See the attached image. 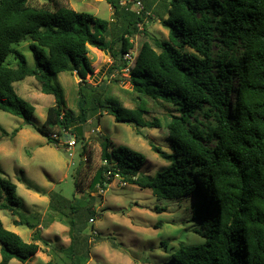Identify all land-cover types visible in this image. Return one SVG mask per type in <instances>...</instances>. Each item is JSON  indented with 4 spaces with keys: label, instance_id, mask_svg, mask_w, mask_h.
Returning <instances> with one entry per match:
<instances>
[{
    "label": "trees",
    "instance_id": "trees-1",
    "mask_svg": "<svg viewBox=\"0 0 264 264\" xmlns=\"http://www.w3.org/2000/svg\"><path fill=\"white\" fill-rule=\"evenodd\" d=\"M105 1L112 8L109 20L56 0H0V110L30 125L34 108L16 95L13 84L33 77L41 93L55 98L42 125L33 126L48 145H58L59 139L51 136L62 138L64 132L82 143L83 125L101 111L135 128L165 129L172 154L152 149L170 165L153 178L141 176V154L123 146L110 150L104 141L101 166L92 174L87 159L80 160L75 191L84 188L87 178L89 186L100 170L101 176L111 171L158 199L191 197V219L199 224L194 232L204 243L178 247L169 257L171 264H264V0H170L159 5L154 14L168 31L167 40L154 41L155 48L147 41L141 44L127 75L130 89L115 86L118 95L110 92L112 80L96 86L86 81L92 71L88 47L109 53V73L122 69L132 38L146 33L144 20L153 3L140 0L143 11L136 14L133 7L119 5L120 0ZM24 41L32 43L33 70L13 49ZM185 47L192 52H180ZM10 54L14 68L6 64ZM59 73L80 79L76 115L62 109L61 90L53 84ZM149 114L154 115L150 120L145 117ZM81 151L86 155L85 144ZM106 183L101 177L98 187ZM49 198L52 210L67 207L56 194ZM19 203L16 185L0 178V211ZM23 224L35 229L31 242L5 229L0 220V264H24L40 251L35 224ZM63 252L69 264L87 263H81L71 245Z\"/></svg>",
    "mask_w": 264,
    "mask_h": 264
},
{
    "label": "rangeland",
    "instance_id": "rangeland-1",
    "mask_svg": "<svg viewBox=\"0 0 264 264\" xmlns=\"http://www.w3.org/2000/svg\"><path fill=\"white\" fill-rule=\"evenodd\" d=\"M46 1L32 0L34 4ZM56 1L76 12L90 13L102 20L112 17V8L105 0ZM169 2L157 0L152 10L147 12L149 17L144 20L146 33L132 38L134 50L138 51L145 41L153 46L154 41L167 40L168 31L154 12L159 5L167 6ZM31 44L24 41L13 45V49L24 56L29 70L35 68ZM179 50L192 52L186 47ZM87 57L92 67L86 76L89 84L96 86L116 79V83L111 81L109 84L113 85L112 95H118L115 86L130 89L127 75L118 71L121 68L112 71L115 77L110 78L113 59L108 52L88 47ZM6 64L16 67L12 54L7 56ZM79 82L76 74L69 73H59L53 79V84L61 90L63 111H70L73 115L77 114ZM13 88L19 98L33 106L34 113L30 125H25L22 119L0 110V128L7 133L5 136L0 132V178L16 185L20 199L18 206L0 211V220L5 229L25 242H30L32 230L17 223L27 220L43 228L41 252L24 264H46L44 261L48 260L69 264L63 253L69 245L81 263L87 260L86 264H171L169 257L178 247L204 243V239L194 232L199 224L191 219V197L158 199L148 189L129 184L120 186L116 180L88 191V178L83 181L84 188L74 189L75 173L81 159L90 163L91 174L101 166L100 149L104 141L109 142L110 150L123 146L141 154L144 162L140 174L146 179L153 178L170 165L169 159L152 149L156 147L167 155L172 154L165 129L135 128L116 122L111 115L101 111L89 117L90 120L83 125L84 141L76 143L69 156L62 142L48 145L45 137L33 128L42 125L47 109L56 105L55 98L41 93L39 83L33 77L15 82ZM123 103L128 106V103ZM153 116L145 117L150 120ZM96 128L99 133L92 132ZM14 130L17 132L11 135ZM82 144L86 146V155L82 154ZM50 194H56L67 207L52 210ZM60 211L66 216L60 215ZM90 218L94 219L92 224L89 223ZM8 264L22 263L11 260Z\"/></svg>",
    "mask_w": 264,
    "mask_h": 264
},
{
    "label": "built area",
    "instance_id": "built-area-1",
    "mask_svg": "<svg viewBox=\"0 0 264 264\" xmlns=\"http://www.w3.org/2000/svg\"><path fill=\"white\" fill-rule=\"evenodd\" d=\"M119 5H121L122 7H125L126 9L128 8V6L133 7L135 9L136 14H139L141 11H143V5H142V2L140 0H123V1L119 2ZM137 27L139 30H142V24H138ZM132 43H133V41H132ZM137 52L138 51L134 50V48H133L127 54H124V56L122 57V61L126 65L118 71L128 75V73L130 72V69L133 66L135 58L137 56ZM111 77H115V73H111L110 78ZM94 131L98 132V129L96 128V129L92 130V132H94ZM51 137L54 139H59V143L62 142V145L66 146L67 153L69 156H71V153L69 151L76 145V140H75V137L73 134H68V132H64L62 138H58V136L55 134H53ZM103 165H105V162H103ZM101 177H104L105 181L106 182L109 181V183L112 180H116V181H118L120 186L127 185V183L122 179L121 176H119L118 174H114L111 171L104 172V174H102ZM109 183H106L105 185H108ZM93 222H94V219L90 218L89 223L92 224ZM93 235H96V234L93 233Z\"/></svg>",
    "mask_w": 264,
    "mask_h": 264
},
{
    "label": "crops",
    "instance_id": "crops-1",
    "mask_svg": "<svg viewBox=\"0 0 264 264\" xmlns=\"http://www.w3.org/2000/svg\"><path fill=\"white\" fill-rule=\"evenodd\" d=\"M146 1H148V0H146ZM152 2H153V6H155L156 5V3H157V0H155V2H154V0H152ZM152 6V7H153ZM107 52V51H106ZM17 224H21V223H17ZM49 226H51L52 225V223H49L48 224ZM36 226V230H38V232H39V240L38 241H36V244L39 246V248H40V251L39 252H37L36 254H38V253H40L41 252V245H40V242L42 241V239H43V235H42V230H43V228L41 227V226H39V225H35ZM49 226H47V227H49ZM46 227V228H47ZM47 230H48V228H47ZM46 230V231H47ZM34 231H35V229L34 230H32V234L30 235V242L32 241V235H33V233H34ZM22 239V238H21ZM23 240V239H22ZM24 241V240H23ZM49 245H51V244H49ZM65 250V249H64ZM64 253V252H63ZM36 254L33 256V257H35L36 256ZM43 261H44V259H43ZM48 261H50V260H48ZM48 261H44V262H48ZM58 263H61V262H58Z\"/></svg>",
    "mask_w": 264,
    "mask_h": 264
},
{
    "label": "water",
    "instance_id": "water-1",
    "mask_svg": "<svg viewBox=\"0 0 264 264\" xmlns=\"http://www.w3.org/2000/svg\"><path fill=\"white\" fill-rule=\"evenodd\" d=\"M104 53H106V51H104ZM77 78H79V77L77 76ZM100 179H101V171L97 170L93 179H92V182L90 183V185L87 188L88 191H92L96 186H98L100 183Z\"/></svg>",
    "mask_w": 264,
    "mask_h": 264
}]
</instances>
